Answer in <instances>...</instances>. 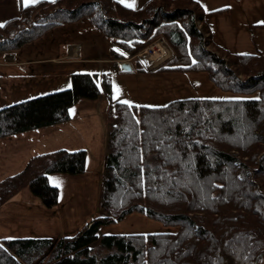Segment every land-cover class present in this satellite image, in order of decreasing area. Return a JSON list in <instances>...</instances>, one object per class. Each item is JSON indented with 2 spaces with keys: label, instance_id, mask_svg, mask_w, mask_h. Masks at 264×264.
I'll list each match as a JSON object with an SVG mask.
<instances>
[{
  "label": "trees",
  "instance_id": "16d2710c",
  "mask_svg": "<svg viewBox=\"0 0 264 264\" xmlns=\"http://www.w3.org/2000/svg\"><path fill=\"white\" fill-rule=\"evenodd\" d=\"M79 19L113 39L115 59L160 36L173 55L159 69L207 70L234 95L131 107L108 95L99 214L73 235L1 239L0 264H258L264 192L237 154H259L255 172L264 179V53L234 51L225 61L206 49L196 25L203 20L197 0H149L141 7L115 0L21 4L19 15L0 24V52ZM102 85L109 93L106 78ZM100 95L97 73L73 72L67 88L1 107L0 136L64 121L78 99ZM85 158L83 149L63 148L31 156L20 171L0 180V206L27 187L44 206L54 207L58 187L49 174L82 173ZM134 210L176 229L97 233L100 224Z\"/></svg>",
  "mask_w": 264,
  "mask_h": 264
},
{
  "label": "crops",
  "instance_id": "0c3cea01",
  "mask_svg": "<svg viewBox=\"0 0 264 264\" xmlns=\"http://www.w3.org/2000/svg\"><path fill=\"white\" fill-rule=\"evenodd\" d=\"M115 1L128 7H141L149 0ZM21 4L24 0H0V24L17 16ZM202 24L207 30L204 18ZM50 32L54 33L52 45L39 43L33 46L29 43L0 54L11 60L0 63V108L34 95L67 88L73 72H95L98 78L100 72H112L114 78L109 76L107 79L111 85L109 93L102 88V95L98 98H80L70 106L68 119L0 136V180L20 171L28 159L38 153L59 148L83 149L86 152L82 173L49 174L50 183L55 185L54 182L59 181L60 185L58 202L54 207L44 206L24 187L0 208V240L73 235L99 214L108 95L113 101L121 100L116 96L115 89L118 87L113 85L114 79L122 89L132 82L133 87L129 90L144 94H134L132 99L124 93L122 100L132 104L161 105L168 101V74L178 75L189 70L197 74L196 69H159V65L173 55L170 47L160 38L132 53L126 60L130 67L124 68L125 60L110 55L113 39L105 36L87 19L54 26L40 38L50 35ZM211 40L221 47L222 44L219 45L215 38ZM46 59L50 62H41ZM137 97L153 101L137 102Z\"/></svg>",
  "mask_w": 264,
  "mask_h": 264
},
{
  "label": "rangeland",
  "instance_id": "374dc122",
  "mask_svg": "<svg viewBox=\"0 0 264 264\" xmlns=\"http://www.w3.org/2000/svg\"><path fill=\"white\" fill-rule=\"evenodd\" d=\"M198 3L200 6L201 15L204 18V23L207 26L208 32L204 29L203 24L198 20L196 21V25L198 29L201 30L204 40L203 45L206 49L214 51V53L221 56V58H224L225 61H228L229 57L227 55L233 51H241V52L259 51L264 53V0H198ZM218 8H223V9L215 10ZM49 29H47L44 33H46ZM44 33H42L41 35H39L38 37L32 40H29L28 42H25L24 44L30 43L29 45L35 46L38 45L39 43L41 44L48 43L47 45H52L51 40L54 39L53 37L54 33L52 34V32H50L51 33L50 35H46L44 38H40L42 37V35H44ZM209 35L211 36V38H215L216 42L219 45L222 44L221 47L216 46L212 42ZM158 38H160L159 40L161 42L163 41L165 44H167L164 39H161L160 36L149 41V43L153 42L155 39L158 40ZM43 40L45 42H43ZM5 51H1L0 54H2L3 52L5 53ZM61 59H66V58L61 57ZM10 61L11 60H9V58H6V56L3 57V55H0V63L10 62ZM41 62L47 64L50 62V59H46ZM162 64H160L159 66H161ZM196 71L197 74L192 70L180 73L178 75L168 74V101L174 98H182L185 96L227 97L234 95L233 92L225 90L219 87L218 85H216L211 80L207 70H196ZM198 73H203V74H198ZM110 76L114 78L112 72H110ZM240 77L242 78L243 75H240ZM122 80L126 81L125 78H122ZM130 81L133 80L130 79ZM132 84H133L132 82H128L127 85L125 86V89H122L120 84L115 79L113 80V85H116V87L122 89L119 91V95H118V97L121 98V100L122 98H125L124 93L126 94L127 98H132V99L135 98L134 94L144 95V94H140V92L130 91L129 89L133 87ZM209 85L212 86L209 87ZM179 87H182V89H180ZM136 100H138L137 102L153 101L150 98H142V97H137ZM137 104L149 105L146 103H137ZM150 106H155V105H150ZM107 123L108 121L106 115V125ZM261 152L262 151H260V153ZM237 156H240V159H243L248 164V166L251 167L252 172L250 178L256 183L257 187H259V190L261 192H264V188H263L264 179L261 178V176L258 177L255 172V169L257 168L256 165L258 163L257 161L259 154L253 158L239 154H237ZM14 195H12L11 197H13ZM8 200L6 202H8ZM6 202H4L0 206V208ZM175 229L176 226L174 225L164 224L162 220L158 218L149 216L142 211L134 210L125 214L121 219H114L113 221L100 224L97 233L99 235L108 234V233H117V232L148 233V232H159V231H173ZM99 249L100 248H95V250H99ZM104 251L105 250L102 249L100 250V253H103ZM258 264H264V251L262 253V257L258 261Z\"/></svg>",
  "mask_w": 264,
  "mask_h": 264
},
{
  "label": "snow or ice",
  "instance_id": "6c2138e0",
  "mask_svg": "<svg viewBox=\"0 0 264 264\" xmlns=\"http://www.w3.org/2000/svg\"><path fill=\"white\" fill-rule=\"evenodd\" d=\"M35 2H37V0H24L25 6H28L29 3H35ZM53 2H55V0H53ZM0 26H2V25H0ZM115 91H116V96H118L119 95V89L117 88V89H115ZM116 96H114L113 98L116 99ZM119 102L120 103H123V104H126V105H129V107H131L130 102L127 101V100L119 101ZM54 183H55V186L56 187H59L60 186L59 185V181H55Z\"/></svg>",
  "mask_w": 264,
  "mask_h": 264
},
{
  "label": "water",
  "instance_id": "95a60500",
  "mask_svg": "<svg viewBox=\"0 0 264 264\" xmlns=\"http://www.w3.org/2000/svg\"><path fill=\"white\" fill-rule=\"evenodd\" d=\"M122 67H124V68H129L130 65L126 62V63H124V65H122ZM91 223H92V222H89V223H88V226H89Z\"/></svg>",
  "mask_w": 264,
  "mask_h": 264
}]
</instances>
